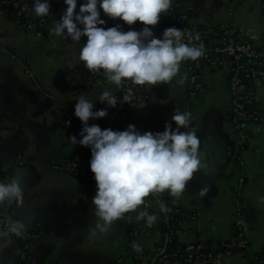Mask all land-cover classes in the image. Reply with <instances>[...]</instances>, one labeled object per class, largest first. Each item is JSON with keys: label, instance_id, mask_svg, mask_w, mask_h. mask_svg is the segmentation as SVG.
I'll return each mask as SVG.
<instances>
[{"label": "crops", "instance_id": "1", "mask_svg": "<svg viewBox=\"0 0 264 264\" xmlns=\"http://www.w3.org/2000/svg\"><path fill=\"white\" fill-rule=\"evenodd\" d=\"M49 2L54 8L44 36L19 29L13 14L0 7V27L5 29L2 41L10 50L0 53V177L12 170L13 180L22 177L24 187L23 204L5 202L0 205V217L23 221L25 230L38 225L46 236L34 241L29 257L22 260L20 247L10 243L0 229V264H133L128 220H117L107 233L92 236L96 224L103 223L95 215L92 203L95 187L54 168L58 161L85 162L90 166L91 149L73 146L68 139H80L81 121L74 114L75 104L83 96L94 102L95 111L104 91L113 94L114 84L75 93L72 71L80 64L78 53L87 37H81L73 47L74 42L66 35H55L52 29L67 5L64 0ZM84 3L86 0H77V14ZM172 5L194 9L195 15L189 20L193 29L202 23L225 24L236 27L240 37L263 46V6L253 0H172ZM97 7L100 18L106 21L98 27H113L111 18L99 4ZM78 27L82 29L83 25ZM216 39L222 42L221 38ZM209 41L213 40L208 38ZM190 63V59L182 61L172 81L156 85V91L135 108L134 126L141 133L163 132L166 123L173 129L177 127L171 119L175 110L191 113V126L197 129L200 140L202 168L194 173L179 199L184 209L198 210L200 216L194 232L184 230L180 240L229 239L234 215L240 210L245 234L264 261V124L248 123L247 145L240 154L228 112V67L210 68L204 64L200 89L189 76ZM256 98L264 109V85L256 88ZM67 113L74 119H68ZM94 121L90 119L88 123ZM20 155L26 165L18 162ZM239 176L247 179L242 188L235 185ZM202 189H207L203 195ZM153 207L160 218L158 203L153 201ZM144 210L143 204L130 212L129 220L140 223L135 243L143 251L151 250L164 239L159 230H150L143 226L144 220L136 219ZM68 223L72 224L69 238L63 240ZM60 241L65 244L58 250ZM224 264L255 263L239 253Z\"/></svg>", "mask_w": 264, "mask_h": 264}, {"label": "clouds", "instance_id": "2", "mask_svg": "<svg viewBox=\"0 0 264 264\" xmlns=\"http://www.w3.org/2000/svg\"><path fill=\"white\" fill-rule=\"evenodd\" d=\"M67 5L63 15L52 29L55 35H66L75 44L86 36L87 41L79 50L78 59L89 71L101 69L110 83L123 87L124 80H131L136 85H160L169 83L179 73L182 61H196L202 57L204 46H195L199 33L192 34L176 27L166 28L161 38H156L148 26L155 27L161 14L167 13L172 0H86L76 13L77 0H64ZM99 7L112 19L119 18L127 25L137 21L145 25L140 31H122L117 24L105 29L100 18ZM49 0H35L33 10L37 16L50 13ZM78 25H83L81 29ZM187 38V42H185ZM133 90L128 88L123 103L131 105ZM109 108L121 103L110 92L104 91L99 98ZM94 102L83 96L75 104L74 114L82 122L79 133L68 137L73 146L79 144L91 149L90 170L94 173L97 192L92 197L99 217L92 236L107 233L113 223L124 217L125 213L134 212L145 203L151 194L168 191L179 199L194 173L201 171L202 161L199 156L200 140L197 129L191 126V113H179L175 110L172 121L165 124L163 132L136 130L129 124L124 131L111 128L101 129L99 125L89 126V120L104 118L107 109L93 111ZM184 129V131H181ZM207 172L208 166L203 165ZM207 189L201 190V195ZM23 178L9 183L0 182V205L5 202H24ZM160 211L170 209L163 201H157ZM43 206V204L41 205ZM136 219L145 220L148 227L157 221V216L147 210L139 212ZM8 231L20 237L25 232V224L20 220L8 219ZM135 252H142L140 244L133 243Z\"/></svg>", "mask_w": 264, "mask_h": 264}, {"label": "built area", "instance_id": "3", "mask_svg": "<svg viewBox=\"0 0 264 264\" xmlns=\"http://www.w3.org/2000/svg\"><path fill=\"white\" fill-rule=\"evenodd\" d=\"M253 1L264 7V0ZM34 3L35 0H0V5L3 4L4 6L12 7L11 9H13V18L16 26L19 29L32 31L39 36H44V30L47 29L48 26L47 20L50 17L54 7L51 4L50 13L47 16L41 17L35 14L33 10ZM174 7L175 6L172 5L167 13L161 14V18L166 17L170 11H174ZM186 19H188L186 14L181 16V20L187 21ZM111 21L113 27L119 24L121 26V30L125 32L129 30L140 31L143 27H145V25L139 21H137L134 25H127L119 18H111ZM148 27L153 31L154 35L157 33L156 27ZM221 28L226 37H224L222 42L216 47L213 48L208 46L204 43V40L203 42H193L195 46L203 44L205 54L196 61L191 60L189 65V76L194 83V86L201 89L203 87L201 78L204 64L207 63L210 68L223 65L228 67V84L230 94L228 106L229 118L236 136L238 148L240 151H243V148L247 145L249 137L247 130L248 123L253 122L257 124H264V109L259 105L256 98V88L264 85V45L256 46L254 42H251L249 39L240 37L236 27L221 24ZM210 30L212 29L210 28ZM163 32L161 33L163 34ZM188 32H190V30H188ZM4 34L5 29L0 27V53L10 52V50L4 45L2 41ZM200 40L202 39L200 38ZM185 42H187V38H185ZM83 67V62L80 61L79 66L74 68L72 72L75 93H83L88 88L101 87L109 83L108 80L96 77L97 74L102 72L101 70L97 72L91 71V74L95 78L88 80L86 83H82L81 77L77 75V71ZM154 86L155 85L149 84L136 85L132 83L131 80H124L123 87L120 88L114 84L113 95L121 103H118L115 108H109L106 104L108 115L104 118L95 119L94 123L92 124L99 125L101 129L111 128L115 131V125L100 124V120H111L118 116L120 123H125L127 127L129 124L134 125V112L132 109L136 108L139 104L144 103L150 97V95L144 94L141 91V88L150 89L154 88ZM128 88H131L134 94L131 105L128 103H123V98L121 99L117 96V92L127 90ZM96 107L95 111H97ZM66 116L68 119H74L71 114L67 113ZM92 124H89V126ZM82 127V123L78 122L79 133L81 132ZM81 138L82 137H80V139ZM18 162L22 165H26V161L22 155L18 157ZM240 162H244L241 157ZM54 168L60 171L68 172L80 180L87 182L93 181L96 183L94 179V173L91 172L90 166L85 162L58 161L55 162ZM12 180V170L0 177V182L2 183H9ZM244 183L245 178L241 177V188L244 186ZM91 184L93 183L91 182ZM162 195V193L151 194L145 198L144 206L149 214L156 215L154 212L155 209L153 207V201H161ZM166 205L170 209L169 212H161V217H157V221L152 227H148L145 220L142 223L143 226L150 230H157L160 221L167 222L166 218L168 214H172L173 211H183V215L187 216L188 219L182 220L180 222V227L176 230V234L180 237L184 230L188 232H194L198 218L200 216V212L198 210L184 209L180 199H174L172 202L173 206L168 204ZM123 218L130 219V212L125 213ZM188 222L191 223L190 226H184L185 223ZM138 225L139 226L136 229V235L139 232L140 223H138ZM232 225L234 230L233 233H235L232 244L229 243L227 239H221L219 243L212 242L207 239H194L183 243V251L167 253L165 249V243L169 239L164 235V239L162 241L156 242L154 247L149 250L151 253L145 256L144 251L138 253L133 250L132 244L135 243L134 241L130 244L133 255V264L136 262L137 264H224L228 259L238 254L237 249L246 247L252 249V246L249 244L250 241L245 234L246 232L243 215L240 210L236 211ZM0 228L3 233L9 235L11 241L15 243V237H11L14 234L8 231L7 220L4 217H0ZM39 229L40 227L38 225H33L29 229L25 230L23 236L28 237L29 241L20 247V258L22 260H26L29 257L30 249L34 240L40 236ZM143 258H145L144 261H142ZM146 258L150 259V262L149 260H146ZM259 264H264V261Z\"/></svg>", "mask_w": 264, "mask_h": 264}, {"label": "trees", "instance_id": "4", "mask_svg": "<svg viewBox=\"0 0 264 264\" xmlns=\"http://www.w3.org/2000/svg\"><path fill=\"white\" fill-rule=\"evenodd\" d=\"M0 7H2V8L6 7V9L11 14H13V9H9V6H4L2 4V5H0ZM184 14L187 15L188 19H186V20L189 23V20L195 15L194 9L188 7L186 9L181 10L180 12L170 11L168 13V15L166 17H164V18H161L160 22L158 23V25H156L157 33L155 34V37L156 38H161L162 37V33L161 32H163L166 28H169V27H176L178 29H181V27H182V29L185 30V27L183 26V21L184 20H181V16L184 15ZM48 21H49V18H48L47 22ZM210 28L212 30H210ZM188 30H191L190 32L192 34L199 33V36L202 39V40H200V39L199 40H194L193 42H198V41H202L203 42V40L205 38H209V40H213V41L212 42L209 41L207 43V45L210 46V47H213V48L221 43V42H216L217 41L216 38L223 39L224 37H226V35L224 34V32H223V30L221 28V24H216V25L209 26L206 23H202V24H200L198 26H195L194 29L190 25L189 28L187 30H185V31L188 32ZM44 31H45L44 34L46 35L47 34V29H45ZM201 60L203 61L202 58H201ZM77 75L81 77L82 83H86L88 80H91V79L95 78L91 74V71H89L85 67L80 68L77 71ZM96 77H99V78L107 80V77L102 72H100V74H97ZM86 88H87V86H86ZM88 89H90V88H88ZM126 91L127 90L117 92V96L122 99L124 97ZM141 91L144 94H146V95H152L156 91V85L154 86V88H150V89L141 88ZM106 104H107L106 102H103V103L99 102L97 107H96L97 110L106 109ZM134 110H135V108L132 109L133 112H134ZM100 124H108V125L112 124V125H115V128H116L115 131H117V130L118 131H124V130L127 129V126H126L125 123H120L118 116L113 118V119H111V120L101 119L100 120ZM245 148H246V146L243 148V151L245 150ZM240 154H241V151H240ZM91 182L93 183V186L95 187V190L97 191L96 183H94L93 181H90V183ZM162 194L163 195H162L161 201H163L165 204L173 206L172 202L176 198L172 197L169 194L168 191H165ZM122 219H126V218H122ZM166 219H167V222L160 221L159 222V226L157 228V230H159L163 235L167 236L168 239H169L165 243L166 252L167 253L168 252H174V251H180L181 252V251H183V243L181 242L179 235L176 234V230L180 227V222L182 220L188 219V217L183 215V211H180V212L173 211L172 214H168ZM127 220L129 222V226H128V243L130 245L136 239V229H137V227L139 225H138V223L130 222L129 221L130 219H127ZM233 231H234L233 230V225L231 224V238L227 239L229 241V243H231V244L233 243L234 234H235V233H233ZM11 237H15V239H16L15 243L18 244L20 247L23 246L26 242L29 241V238L25 237L23 235L20 236V237H17L14 234ZM44 237L46 238V236L44 235L42 230H40V236L37 239H35L34 241L40 240V239H42ZM219 241H216V243H219ZM249 244L251 245V243H249ZM252 249H249L248 247H246V248H239V249H237V251H238V254L240 253L243 256H246L252 263H255V264L262 263V261H263L262 255L260 253H256ZM149 253H151L149 250H145L144 251V255L145 256H147ZM144 260H145V258L142 259V261H144ZM146 260H149V262H150V259L146 258ZM135 264H137V262Z\"/></svg>", "mask_w": 264, "mask_h": 264}, {"label": "water", "instance_id": "5", "mask_svg": "<svg viewBox=\"0 0 264 264\" xmlns=\"http://www.w3.org/2000/svg\"><path fill=\"white\" fill-rule=\"evenodd\" d=\"M57 5H58V2L56 3ZM4 8H6V7H4ZM12 7H10L9 6V9H11ZM186 8H188V7H186V5H179V6H176V7H174V11H176V12H180L181 10H183V9H186ZM264 15V7L262 8V10L260 11V18H262V16ZM183 26L185 27V30H187L188 28H189V26H190V23H188V21H184L183 22ZM156 27V26H155ZM181 29H182V27H181ZM204 42H205V44H207L208 43V38H205L204 39ZM263 45H264V36H263ZM135 128H137L136 126H135ZM240 178H241V176H239L237 179H236V181H235V185H237L238 187H240ZM247 181V179L245 178V182ZM239 189V188H238ZM240 191V190H239ZM239 191H237V192H239ZM235 193H236V188H235ZM237 194V193H236ZM239 194V193H238ZM71 227H72V224L71 223H68V225H67V230L65 231V233L62 235V239L64 240V239H68L69 238V234H70V229H71ZM1 229V228H0ZM2 231V230H1ZM2 233H3V231H2ZM3 236L5 235L9 240H10V243H13V244H16V243H14V242H12L11 241V239H10V236H8L6 233H3L2 234ZM65 243H64V241H60V243H57V249L58 250H60V248H62V246L64 245ZM18 247H20L18 244H16ZM57 251V250H56Z\"/></svg>", "mask_w": 264, "mask_h": 264}]
</instances>
